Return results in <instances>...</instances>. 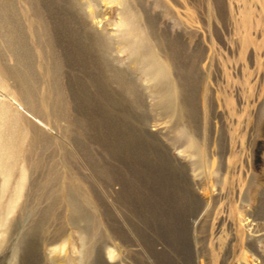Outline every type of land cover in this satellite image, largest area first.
<instances>
[{"label": "rangeland", "instance_id": "374dc122", "mask_svg": "<svg viewBox=\"0 0 264 264\" xmlns=\"http://www.w3.org/2000/svg\"><path fill=\"white\" fill-rule=\"evenodd\" d=\"M79 2H36L62 65L58 70L50 59L66 99L67 116L58 126L74 117L86 120L73 145L58 134L54 117L43 126L74 153L66 171L80 170L87 177L83 186L92 185L85 205L102 236L90 259L79 260L80 229L63 206L62 234L51 244L39 242L30 263L15 249L33 220L21 219L16 235L0 234V264H54L56 255L58 264L70 258L74 264H264V0H129L138 15L126 20L118 0H97L93 10L103 16L97 31L113 44L115 67L106 65L85 18L90 1ZM14 6L17 15H34L23 0ZM143 32L156 52L175 50L179 57L170 61L171 73L183 76L181 118L157 108L155 80L132 59L126 39L138 40ZM132 80L137 96L119 84ZM191 136L199 154L189 146ZM62 153L57 150L58 157ZM54 225H47L49 239Z\"/></svg>", "mask_w": 264, "mask_h": 264}, {"label": "bare ground", "instance_id": "6f19581e", "mask_svg": "<svg viewBox=\"0 0 264 264\" xmlns=\"http://www.w3.org/2000/svg\"><path fill=\"white\" fill-rule=\"evenodd\" d=\"M23 1L30 7L29 9L34 11V15H17L14 0H0V174L2 175L0 234L3 236L6 233L14 235L21 219L33 220L30 226L20 231L15 249V256L20 253L22 259L30 263L39 242L47 241L51 244L58 240L62 234L63 221L60 220L59 211L63 206H67L69 220L78 226L83 240V250L79 260L88 261L95 249L97 238L102 236V232L99 231L101 225L99 226L93 212L91 211V213L85 205L90 201L88 192L92 189V185L90 184V189L83 186L82 183L86 181L87 177L81 175L80 170L74 173L66 171L74 153L70 147L68 149L62 145L64 142L61 143L60 137L49 135L43 126V124L50 123V117H54L52 118L53 125L57 128L58 134L65 135L69 143L73 145L79 140L76 136L78 125L86 126L82 123L86 120H83V117L76 120L74 117L68 121L67 127L70 129L66 126H58L60 116H67V113L65 112L66 99L62 83L59 79L57 80V77L54 79L56 69H51L50 59L53 58L58 70H62L60 61H58L60 64L56 61L57 51L53 47L54 32L49 27V20L45 19L46 16L39 14L36 6L39 0ZM89 1V11H85V13L83 11V13L87 21L94 27L91 26L90 30L96 35L94 40L97 45H101L103 60L106 65L115 67L114 58L116 57L113 54L115 48L103 32L100 34L97 31L103 22L102 14L93 10L94 2L97 0ZM118 2L121 4L120 13L123 14L125 20L129 17L137 18V11L129 0H118ZM79 3V0H73L74 6L79 7ZM82 9L85 8L82 7ZM137 33L138 31H136ZM29 35H32L36 41L37 51L28 41L30 40ZM139 37L138 40L128 37L127 45L131 50L133 61L140 64L141 68L155 80L154 94L158 102L157 108L171 116L181 118L184 106L177 104L179 100L177 94L182 89L179 83L183 76L180 78L176 72L171 73V63L179 59L176 51L171 50L168 54L158 53L148 45L149 41L144 32L140 33ZM38 57L41 63H38L37 66L35 60ZM173 58L174 60L171 62L170 60ZM37 67L43 69V77L37 72ZM116 69L119 71L118 67ZM176 75L179 79L176 78ZM119 84L124 86V92L137 96L136 81L132 80L128 84L119 81ZM14 102H17L18 106H14ZM60 107L64 108L62 114ZM188 126L186 123L184 134H188ZM87 133L89 134V132ZM189 146L199 154V144L194 136L189 138ZM60 148L63 153L58 157L57 150ZM203 150L206 152L205 147ZM19 159L22 160L20 166H18ZM27 175H29L28 179ZM13 177L15 179L12 182ZM25 187L27 191L23 197V205L19 213L15 217H11ZM7 191L9 194L6 196ZM62 193L65 194V199L62 198ZM42 203H44V207L41 208L40 204ZM53 222H55L56 228L54 235H51L53 237L49 239L45 232L47 225ZM56 256L58 257V255ZM57 257L55 259L52 255L54 264H58ZM59 257L61 260L60 255ZM98 258L99 256L96 259ZM75 260L70 258L66 262L74 264Z\"/></svg>", "mask_w": 264, "mask_h": 264}]
</instances>
